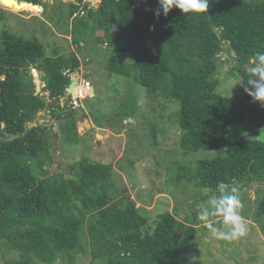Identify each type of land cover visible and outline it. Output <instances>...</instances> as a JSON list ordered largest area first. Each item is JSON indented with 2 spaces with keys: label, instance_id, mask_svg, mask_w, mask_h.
<instances>
[{
  "label": "trees",
  "instance_id": "trees-1",
  "mask_svg": "<svg viewBox=\"0 0 264 264\" xmlns=\"http://www.w3.org/2000/svg\"><path fill=\"white\" fill-rule=\"evenodd\" d=\"M19 1L25 2L27 11H47L46 0ZM141 1L101 0L96 8L88 9L79 0L70 3V15L86 10L83 16L104 30L114 46L109 71L133 74L150 93L178 102L179 144L186 152L226 148L225 155L179 166L177 179L200 188L196 195L201 200L214 192L219 181L236 186L264 182V140H232L225 135L230 125L244 118L264 128V106L253 102L243 84L241 100L217 91L226 70L246 82L254 54L264 51V0H210L208 14L187 17L176 8L165 16L159 0H149L144 3L150 7L145 18ZM227 42L230 45L225 49ZM133 44L136 49L128 64L119 56ZM226 51L233 59H223L220 54ZM223 60L231 66L217 73ZM79 66L75 53L69 58L47 56L45 45L37 39L8 31L1 35L0 241L20 254V259L7 264H37V260L53 264L57 259L73 264L78 255L87 254L91 256L88 264H180L197 234L190 216L179 220L167 211L149 229L147 214L115 188L110 163L76 162L70 178L49 173L57 150L51 128L29 124L51 105L50 116L59 121V142L77 140L78 110L67 88L68 73ZM32 68L42 72L48 97L34 94ZM79 90L74 86L72 92L77 95ZM136 108L137 103L132 113ZM239 189L241 193L243 187ZM257 215H264V195ZM181 223L184 230L179 238Z\"/></svg>",
  "mask_w": 264,
  "mask_h": 264
},
{
  "label": "rangeland",
  "instance_id": "rangeland-1",
  "mask_svg": "<svg viewBox=\"0 0 264 264\" xmlns=\"http://www.w3.org/2000/svg\"><path fill=\"white\" fill-rule=\"evenodd\" d=\"M75 1L46 0L47 11L36 14L27 11L25 2L0 0V39L2 33L8 31L25 39H37L45 45L47 56L69 58L75 53L81 60L80 97L74 96L73 99L78 110L76 126L79 136L70 143L59 142V130L54 128L57 121L50 116L51 131L58 133L54 161L48 167L52 169L51 174L70 178L72 164L82 160L110 163L115 188L121 197L134 201L137 208L147 214L149 229H153L158 216L167 211L179 220L191 217L192 224L198 228L197 234L184 250L180 264H264V215H257L258 203L264 195V182L253 180L237 186L243 187L241 214L249 224L248 235L232 241L212 236L196 218L199 207L207 198L201 200L196 195L201 189L184 179H177V175L179 166H193L199 160L225 155L226 148L186 152L179 144L178 102L173 97L150 93L133 74L125 76L109 71V58L113 55L114 46L107 41L104 30L96 28L80 15L79 7L70 15V3ZM141 2L148 3L149 0ZM81 3L94 9L100 0H82ZM144 6L146 12L150 10L147 4ZM133 45L119 56L128 64L136 49ZM31 73L35 88L44 92L45 82L39 78L42 72L32 68ZM70 75L74 76L75 72L71 71ZM220 80L218 92L235 100L242 99L243 86L237 84L242 83L239 76L226 70L220 75ZM66 99L63 97L60 103L63 105ZM135 103L137 108L132 113ZM124 112L132 118H126ZM41 116L43 112L30 125L42 124ZM225 135L232 140H264V128L244 118L230 125ZM219 219L213 221L218 229L222 228ZM192 257L196 259L193 261ZM18 259L19 252L8 249L1 240L0 264ZM90 259V254L78 255L73 264H88ZM37 264L43 263L37 260ZM60 264L67 263L60 261Z\"/></svg>",
  "mask_w": 264,
  "mask_h": 264
},
{
  "label": "clouds",
  "instance_id": "clouds-1",
  "mask_svg": "<svg viewBox=\"0 0 264 264\" xmlns=\"http://www.w3.org/2000/svg\"><path fill=\"white\" fill-rule=\"evenodd\" d=\"M17 1L22 2L19 0ZM159 4L165 16H167L173 8H176L187 17L190 14H208L210 0H159ZM89 12L90 11H88V13ZM159 14L160 12L158 10L157 15ZM77 69L79 70V68ZM34 70L37 69L34 68ZM66 73H68V70ZM68 75L71 78V83L74 80H77L75 86H81L78 81L79 76L77 78L75 76L76 73L72 77L70 73H68ZM39 78L42 79L41 77ZM237 84H243L245 92L252 97L253 102H259L264 106V51H258L254 54L248 79L246 82H238ZM43 86L45 87V83ZM68 88L67 94L72 97L71 102L73 103V99L78 96L80 97V95H74L72 91L68 92ZM44 92L37 93H42V95L45 94L46 97H48V92ZM77 101H79V99H77ZM64 103L65 102H63V104ZM242 206L240 189L234 184L219 181L214 192L209 194L206 201H204L202 206L199 207L196 218L210 230L212 236L228 241L239 240L246 237L249 232V224L246 218L241 214ZM215 218H220L219 223L222 225V228L218 229L215 226V223L213 222ZM195 259L196 257H192L193 261ZM56 264H60L59 259H57Z\"/></svg>",
  "mask_w": 264,
  "mask_h": 264
},
{
  "label": "water",
  "instance_id": "water-1",
  "mask_svg": "<svg viewBox=\"0 0 264 264\" xmlns=\"http://www.w3.org/2000/svg\"><path fill=\"white\" fill-rule=\"evenodd\" d=\"M76 2H78V1L76 0ZM140 4H141L140 6H141V9H142L143 17L145 18V12H146V10H145L144 3L141 2ZM88 15H89V17H90V16H91V12H89ZM223 39H224V38L221 37V40H222V41H223ZM223 45H224V48H225V49H228L230 43L227 42V43H224ZM231 52H232V55L235 56V54H236L235 51H231ZM221 54H223V56H225L226 58L233 59V57H230V55H229V53H228L227 51H226V52H222ZM221 54H220V55H221ZM223 59H224V58H223ZM236 61H237V57L234 58V62H236ZM222 64H223V68H220V69L217 71V73H220L222 70H226V69H228V68L231 66L230 64H226V63L224 62V60L222 61ZM75 73H76V78H77V77L79 76V70L76 69ZM76 83H77V80H74V81L70 84V86H69V88H68L69 92L73 90V87L75 86ZM33 92H34V94L37 93L36 90H33ZM43 96L46 97L45 94H43ZM67 97H68V96H66V98H67ZM50 110H51V105H48V106L45 108V110H43V116H41L40 119L42 120V124H43V125H47V126H49V127L51 128V130H52L53 125H52V123H51V118L49 117V115H50ZM38 114H41V112H39ZM38 124H39V122H36V125H38ZM29 127H31L30 124H29ZM54 128H55L56 130H59V121H57V122L54 124ZM52 136H53V147H54V146H55V143L57 142L58 133H57V132H53ZM8 139H9V140H12V139H14V137H9ZM51 171H52V169H50V172H49V173H51ZM49 173H48L47 175H49ZM183 230H184V224L181 223V224L179 225V229H178V237H179V238L182 236V234H183Z\"/></svg>",
  "mask_w": 264,
  "mask_h": 264
},
{
  "label": "built area",
  "instance_id": "built-area-1",
  "mask_svg": "<svg viewBox=\"0 0 264 264\" xmlns=\"http://www.w3.org/2000/svg\"><path fill=\"white\" fill-rule=\"evenodd\" d=\"M89 8H90V6H88V9H89ZM85 13H86V10H81V11H80V14H81V15H84ZM75 102H76V101H75Z\"/></svg>",
  "mask_w": 264,
  "mask_h": 264
},
{
  "label": "crops",
  "instance_id": "crops-1",
  "mask_svg": "<svg viewBox=\"0 0 264 264\" xmlns=\"http://www.w3.org/2000/svg\"><path fill=\"white\" fill-rule=\"evenodd\" d=\"M100 2H101V0H100ZM79 58V57H78ZM79 60H80V58H79ZM81 61V60H80ZM82 63V62H81ZM79 68V72H81V69H82V67L81 66H79L78 67ZM83 78H85V77H83ZM50 117V116H49Z\"/></svg>",
  "mask_w": 264,
  "mask_h": 264
}]
</instances>
